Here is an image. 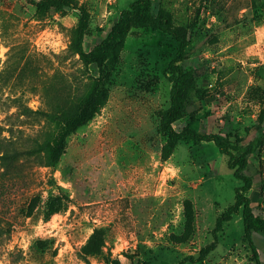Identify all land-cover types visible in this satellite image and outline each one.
<instances>
[{
	"label": "rangeland",
	"instance_id": "1",
	"mask_svg": "<svg viewBox=\"0 0 264 264\" xmlns=\"http://www.w3.org/2000/svg\"><path fill=\"white\" fill-rule=\"evenodd\" d=\"M89 12L83 49L100 41L131 0H76ZM168 9L189 42L196 74L192 106L177 128L222 133L243 146L257 128L264 93V0H152ZM78 12L41 13L28 0H0V138L27 146L50 129L20 110H80L95 67L69 45ZM178 45L150 28L133 29L108 82L103 107L70 134L58 163L18 158L0 165V264H254L240 214L224 223L201 261L216 218L238 182L212 142H179L167 159L159 113L169 106L165 73ZM264 122V121H263ZM247 193L264 217V136L249 158ZM101 229L97 254L83 246ZM264 264V234H253Z\"/></svg>",
	"mask_w": 264,
	"mask_h": 264
},
{
	"label": "trees",
	"instance_id": "2",
	"mask_svg": "<svg viewBox=\"0 0 264 264\" xmlns=\"http://www.w3.org/2000/svg\"><path fill=\"white\" fill-rule=\"evenodd\" d=\"M41 13H65L76 10L78 19L72 32L69 49L78 56L84 67H95L97 76L89 83L80 103V110H30L24 108L19 115H31L46 119L51 123L50 129L42 140L33 138L24 146L10 140L12 137L0 138V165L5 172L11 171L14 162L23 157L37 159L40 166L54 167L63 154L67 137L79 127L91 120L107 101V85L119 61L120 51L126 37L133 29L150 28L170 36L176 41L178 48L175 56L168 62L165 73L171 84L169 106L159 113V129L165 139L160 147V157L167 159L176 145L183 142L198 144L212 142L218 152L227 156V167L232 170V176L238 182L233 189L234 201L215 220L212 229V241L203 246L197 260H204L212 252L218 240L217 233L223 224L233 216L240 214L242 222V237L247 242L254 264H261V259L253 243V234H264V217L256 214L247 193L253 187V176L249 173V158L258 154L264 136V93L260 96V108L257 113V128L251 139L243 146L234 147L231 140L222 133H200L188 126L177 128L185 117L193 118L189 113L192 106L191 92L196 88V74L191 65L186 62L190 52L189 42L183 33L173 25L168 9L158 5L154 7L152 0H131L127 7L121 10L116 21L106 35L89 50L83 49V40L89 24V12L83 4L76 0H28ZM101 229H95L83 246L86 255L97 254L102 245ZM131 264H141L138 259L127 257ZM109 264H121L117 258L107 260Z\"/></svg>",
	"mask_w": 264,
	"mask_h": 264
}]
</instances>
